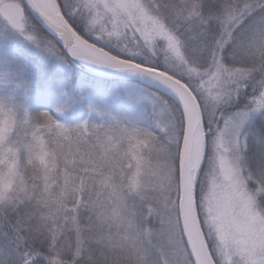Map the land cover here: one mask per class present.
I'll return each instance as SVG.
<instances>
[{
	"label": "snow or ice",
	"instance_id": "obj_1",
	"mask_svg": "<svg viewBox=\"0 0 264 264\" xmlns=\"http://www.w3.org/2000/svg\"><path fill=\"white\" fill-rule=\"evenodd\" d=\"M0 264H264V0H0Z\"/></svg>",
	"mask_w": 264,
	"mask_h": 264
},
{
	"label": "trees",
	"instance_id": "obj_2",
	"mask_svg": "<svg viewBox=\"0 0 264 264\" xmlns=\"http://www.w3.org/2000/svg\"><path fill=\"white\" fill-rule=\"evenodd\" d=\"M108 87H112L113 85H111V84H109V85H107Z\"/></svg>",
	"mask_w": 264,
	"mask_h": 264
}]
</instances>
